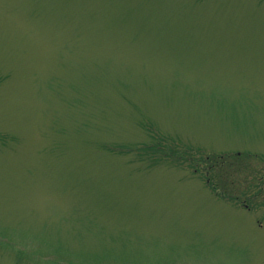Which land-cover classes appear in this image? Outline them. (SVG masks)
Here are the masks:
<instances>
[{"label": "rangeland", "instance_id": "1", "mask_svg": "<svg viewBox=\"0 0 264 264\" xmlns=\"http://www.w3.org/2000/svg\"><path fill=\"white\" fill-rule=\"evenodd\" d=\"M0 264H264V0H0Z\"/></svg>", "mask_w": 264, "mask_h": 264}]
</instances>
